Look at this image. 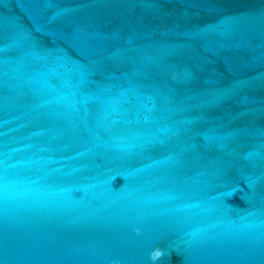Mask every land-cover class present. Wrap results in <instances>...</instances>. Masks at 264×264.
Listing matches in <instances>:
<instances>
[{
    "label": "water",
    "instance_id": "water-1",
    "mask_svg": "<svg viewBox=\"0 0 264 264\" xmlns=\"http://www.w3.org/2000/svg\"><path fill=\"white\" fill-rule=\"evenodd\" d=\"M0 264H264V0H0Z\"/></svg>",
    "mask_w": 264,
    "mask_h": 264
},
{
    "label": "clouds",
    "instance_id": "clouds-1",
    "mask_svg": "<svg viewBox=\"0 0 264 264\" xmlns=\"http://www.w3.org/2000/svg\"><path fill=\"white\" fill-rule=\"evenodd\" d=\"M160 256H161V252L157 250L152 254V259L155 260L159 258Z\"/></svg>",
    "mask_w": 264,
    "mask_h": 264
}]
</instances>
